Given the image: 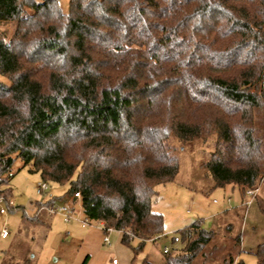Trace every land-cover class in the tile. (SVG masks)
I'll return each mask as SVG.
<instances>
[{
	"label": "trees",
	"instance_id": "16d2710c",
	"mask_svg": "<svg viewBox=\"0 0 264 264\" xmlns=\"http://www.w3.org/2000/svg\"><path fill=\"white\" fill-rule=\"evenodd\" d=\"M69 5L0 0V22H14L0 36L10 81L0 82V196L9 203L19 159L45 182L68 184L26 219L50 227L47 208L80 200L89 222L120 231L137 254L165 235L152 207L179 174L172 139L215 135L202 165L211 189L237 186L242 202L210 228L196 220L180 230L165 264H235L244 208L256 202L264 217V0ZM252 253L264 264V239Z\"/></svg>",
	"mask_w": 264,
	"mask_h": 264
},
{
	"label": "rangeland",
	"instance_id": "374dc122",
	"mask_svg": "<svg viewBox=\"0 0 264 264\" xmlns=\"http://www.w3.org/2000/svg\"><path fill=\"white\" fill-rule=\"evenodd\" d=\"M59 3L68 12L70 0H59ZM4 31L0 30V36ZM0 82L10 83L1 75ZM172 142L177 148L174 154L180 163L174 183L180 185L186 194L175 196L160 187L156 202L160 203V213L165 219L166 236L148 241L137 254L121 242V234L117 230L107 232L109 241L105 243L101 224L86 220L80 200L75 205L77 213L70 221L59 213L51 216L50 227L47 224L36 225L26 219L43 209V202L52 197H62L68 190V184L46 182L48 188L40 191L39 184L45 181L18 159L13 169L15 174L9 203L4 201L5 213L0 212V264H84L87 257L86 264H112L113 258H117L120 264H165L164 248L172 250L182 246V242L174 241V237H180V230L196 220H202L203 226L210 228L217 211L238 207L243 197L237 186L234 189L231 186L211 189L212 175L202 165L215 150V135L207 141L192 144H182L176 139ZM259 196L264 197V182ZM58 203L54 206L61 204ZM244 215L243 222L236 225L242 233L244 251L237 256L235 264L241 261L243 264H256L252 252L264 239V217L256 202L244 208ZM4 228L9 231L6 238L1 237Z\"/></svg>",
	"mask_w": 264,
	"mask_h": 264
},
{
	"label": "built area",
	"instance_id": "2783aa9c",
	"mask_svg": "<svg viewBox=\"0 0 264 264\" xmlns=\"http://www.w3.org/2000/svg\"><path fill=\"white\" fill-rule=\"evenodd\" d=\"M47 184L46 182L40 183L39 184V189L40 191H44L46 190ZM259 189L256 190H248L247 194L249 195V200L247 201V204L250 205L255 197V195L258 193ZM76 197H80L79 193H76ZM3 202H4V198L2 196H0V212L1 213H5V208L3 207ZM47 210L49 211V213H59L60 215H62L64 217V219L66 221H70L73 217H75L76 215V209H75V204L73 202H66L57 206H54L53 208H47ZM87 220V219H86ZM88 221V220H87ZM89 222V221H88ZM84 224H86V221H83ZM90 223V222H89ZM102 227V225H101ZM103 229V228H102ZM114 230L113 228H109L108 232ZM9 235V231L8 229L4 228L1 231V237L6 238ZM103 241L106 243L109 241V236L107 233H104V237H103ZM175 241H179V237H175ZM169 248L165 247L164 248V253L169 252ZM112 264H120L119 260L117 258H113L112 259Z\"/></svg>",
	"mask_w": 264,
	"mask_h": 264
},
{
	"label": "crops",
	"instance_id": "0c3cea01",
	"mask_svg": "<svg viewBox=\"0 0 264 264\" xmlns=\"http://www.w3.org/2000/svg\"><path fill=\"white\" fill-rule=\"evenodd\" d=\"M13 27L14 25L12 24V22H0V28L1 30H7V37H9L13 31ZM180 185L176 186L174 182H170V183H167L163 186H161L162 188V191H165V192H172L174 193L175 196L177 195H180V194H186L185 191H183L181 189V187H179ZM228 186H231L233 189L236 187V186H233V185H228ZM171 188V189H170ZM161 190V189H160ZM160 193V192H159ZM230 199V198H229ZM153 210L156 211V212H161L162 210H160V203L158 202H155L153 204ZM223 211V209H220L219 211L216 212V214H219ZM215 214V215H216ZM168 228V227H167ZM119 233L121 234V232L119 231ZM166 236V235H164ZM243 262V261H241ZM244 263V262H243Z\"/></svg>",
	"mask_w": 264,
	"mask_h": 264
}]
</instances>
